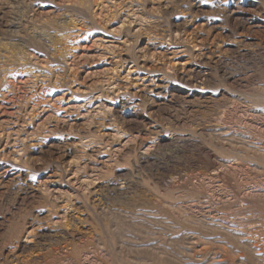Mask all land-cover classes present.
<instances>
[{"label":"rangeland","instance_id":"374dc122","mask_svg":"<svg viewBox=\"0 0 264 264\" xmlns=\"http://www.w3.org/2000/svg\"><path fill=\"white\" fill-rule=\"evenodd\" d=\"M0 264H264V0H0Z\"/></svg>","mask_w":264,"mask_h":264}]
</instances>
